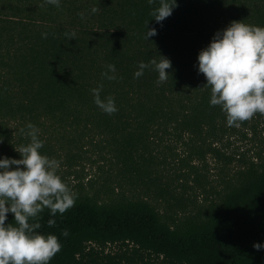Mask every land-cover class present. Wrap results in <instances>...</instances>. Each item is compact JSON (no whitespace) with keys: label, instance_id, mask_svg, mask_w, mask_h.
Wrapping results in <instances>:
<instances>
[{"label":"trees","instance_id":"trees-1","mask_svg":"<svg viewBox=\"0 0 264 264\" xmlns=\"http://www.w3.org/2000/svg\"><path fill=\"white\" fill-rule=\"evenodd\" d=\"M177 5L160 22L152 18L159 0L8 5L11 15L0 24L5 70L0 112L48 118L80 134L102 133L127 172L149 171L140 161L158 135L160 145L166 136L187 144L190 155L202 156V145L211 141L209 150L218 155L213 144L237 126L227 125L220 105H210L211 86L197 69V54L231 21L264 26V0H177ZM149 28L156 35L145 39ZM73 32L74 39H67L65 33ZM159 55L171 61L166 81L158 84L151 66L133 75L138 62L158 61ZM110 63L114 80L102 76ZM98 84L102 98L114 97L116 112L109 115L94 103L91 89ZM157 178L151 179L160 205L143 196L98 200L78 193L63 214L53 217L45 207L36 231L55 234L62 244L48 264H264V252L254 249L264 245V163L240 169L198 203ZM50 218L55 225L47 224ZM5 223L15 224L14 214L7 213Z\"/></svg>","mask_w":264,"mask_h":264},{"label":"clouds","instance_id":"clouds-1","mask_svg":"<svg viewBox=\"0 0 264 264\" xmlns=\"http://www.w3.org/2000/svg\"><path fill=\"white\" fill-rule=\"evenodd\" d=\"M47 2L57 7L61 4V0ZM153 2L148 0L150 4ZM177 6V0H159V6L152 10V18L163 21ZM97 10L93 6L90 11ZM41 35L47 38L48 33ZM154 35L156 29L149 28L145 39ZM65 36L74 39L75 33H65ZM159 57L158 61L138 62L133 75L140 77L151 66L158 73L157 83L166 81L170 75L166 69L171 68V61ZM106 69L102 72L104 78H117L114 64H107ZM197 69L211 86L210 105L221 106L228 126L238 127L257 112L264 113V26L231 21L199 50ZM102 89L103 84L91 89L93 100L110 115L118 110L115 99L111 95L102 98ZM18 132L29 140L16 149L20 158L0 155V264H48L62 244L55 234L36 231L41 228L39 214L45 207L53 217L57 212L63 214L74 206L78 193L58 174L60 162L40 151L44 141L39 138V128L29 121ZM13 165L16 167H11ZM9 212L14 214L15 224L5 223ZM47 224L53 226L56 220L50 218ZM61 234L68 236V229ZM254 249L264 252V245L256 244Z\"/></svg>","mask_w":264,"mask_h":264},{"label":"rangeland","instance_id":"rangeland-1","mask_svg":"<svg viewBox=\"0 0 264 264\" xmlns=\"http://www.w3.org/2000/svg\"><path fill=\"white\" fill-rule=\"evenodd\" d=\"M16 1L0 0V24L11 15L7 6ZM3 47L0 44V56ZM1 71L4 75L5 70L0 64ZM29 121L39 128V138L44 141L40 151L60 162L57 171L61 179L76 193H87L98 200L121 195L143 196L160 205V196L153 190L151 179L157 175L156 181L168 183L176 195L183 194L198 203L203 197L214 196V189L220 190L233 181L240 169L264 163V113L260 112L234 130L219 135L220 139L213 144L218 155L209 150L211 141L202 145L204 152L200 156L196 153L190 155V146L182 141L169 140L171 136H166L161 145L159 135L157 139L154 137L145 150L146 159L140 161L141 166L149 170L147 173L125 171L120 159L109 151L106 136L102 133L80 134L48 118L35 120L26 115L20 118L19 114L11 117L2 112L0 155L20 158L16 149L29 140L21 136L18 130ZM184 138L187 140V136ZM181 173L188 174L183 178Z\"/></svg>","mask_w":264,"mask_h":264}]
</instances>
